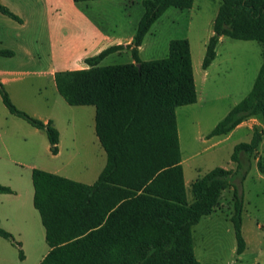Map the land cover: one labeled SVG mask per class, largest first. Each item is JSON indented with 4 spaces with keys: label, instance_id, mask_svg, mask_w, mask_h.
Masks as SVG:
<instances>
[{
    "label": "trees",
    "instance_id": "trees-1",
    "mask_svg": "<svg viewBox=\"0 0 264 264\" xmlns=\"http://www.w3.org/2000/svg\"><path fill=\"white\" fill-rule=\"evenodd\" d=\"M193 3L143 0L145 11L131 44L112 45L86 58L87 68L56 73L58 92L68 104L95 106L96 133L107 162L93 184L32 170L33 202L50 248L40 264H202L195 254L193 227L218 208L230 187L237 253L246 250L244 198L236 182L246 178L255 154L264 174V152L259 154L264 139V0H222L202 64L207 69L216 59L222 36L261 43L263 61L251 91L208 137L229 134L252 117L263 126H254L251 140L234 147L235 169L208 171L192 183L194 197L189 199L177 108L198 100L191 45L186 38L173 39L168 55L153 60H142L139 47L167 9L191 8ZM0 12L23 21L1 0ZM126 48L132 50L133 62L99 65L109 54ZM13 55L10 49H0V56ZM0 94L12 114L46 132L51 151L57 154L60 132L54 122L20 110L1 81ZM14 192L0 184V194ZM0 236L13 239L1 226Z\"/></svg>",
    "mask_w": 264,
    "mask_h": 264
},
{
    "label": "rangeland",
    "instance_id": "rangeland-1",
    "mask_svg": "<svg viewBox=\"0 0 264 264\" xmlns=\"http://www.w3.org/2000/svg\"><path fill=\"white\" fill-rule=\"evenodd\" d=\"M15 2V10L31 22L20 30L6 28L0 22V34L8 33L7 44L17 51L11 61L20 70L13 75L16 80L2 83L20 110L42 121L52 119L61 133V153L51 151L44 130L12 114L0 94V184L20 193L0 195L5 199L0 200V226L13 235V239L0 236V264H40L50 248L33 202L32 166L93 184L107 162L95 133V106L68 104L58 92L51 70L87 67L79 56L97 55L111 45L114 37L134 36L145 8L143 0ZM221 3L222 0H194L191 8L170 7L145 36L139 54L142 60L164 58L171 40L186 38L190 42L198 100L177 108L189 199L194 197L192 183L208 171L215 167L236 168L231 160L234 147L249 142L253 134L246 124L228 135L208 137L251 91L263 61L258 41L223 36L213 64L208 71L203 68ZM23 46L32 51L35 59L24 58ZM133 61L132 50H122L109 54L99 65ZM251 123L261 125L259 119ZM259 151H264V139ZM257 157L255 154L251 158L246 178L236 182L244 198L242 231L246 250L237 253L231 221L234 188L230 187L224 191L218 208L193 227L195 254L202 264H264V174L258 168Z\"/></svg>",
    "mask_w": 264,
    "mask_h": 264
},
{
    "label": "crops",
    "instance_id": "crops-1",
    "mask_svg": "<svg viewBox=\"0 0 264 264\" xmlns=\"http://www.w3.org/2000/svg\"><path fill=\"white\" fill-rule=\"evenodd\" d=\"M1 1H2L3 4H5L8 7H10V9L13 10L14 13H16L17 15H19L22 18V20H23L22 22H19V21H17V20H15V19H13V18H11V17H9V16H7V15H5V14L2 13L4 16H7V17H4V16L0 15V22H2L6 28H13V29L20 30L22 28L27 27L30 24L31 21L29 20V17H27L22 12H19V11L15 10V6H13V5H15V3H16L15 1L16 0H1ZM133 37H134L133 35H130V36H127V37H124V38H122V37L121 38L114 37L112 40L110 39L113 44L111 43V45L107 46L106 48H108V47H110L112 45H118V44L129 45V44L132 43ZM9 39H10V37H9L8 33L2 32V34H0V49H10V50L14 51V55L11 56V57L0 56V81L3 82V83H8L10 80H12V81L16 80V78L13 77V75L17 74L18 71H20L15 66V64L11 61L12 60L11 58H16L17 51L14 50L15 48H12V46H9L7 44ZM16 39H18V38H16ZM23 47H25V46H23ZM142 47H143V44L139 47V54H140V51H141ZM106 48H103L102 50H104ZM24 50H25V53H24L25 54L24 55V58L25 59H27L29 61H31L32 59H35V55L32 53V51L28 47H25ZM102 50H100V52ZM123 50H131V49L126 48V49H123ZM119 51H122V50H119ZM79 57H80V59H84V60L86 58H88L86 56L84 57L83 55L82 56H79ZM211 65L206 69V71H208V69L211 67ZM87 67H85V68H87ZM82 69H84V68H82ZM56 71L57 70H55V69L51 70V74L53 75V79H54L55 84H56L55 75L57 73ZM10 76H12V77H10ZM56 87H57V85H56ZM256 119L257 118L252 117V118H249V119L245 120L243 123H241L239 126H237L232 132H234L235 130H237V129L243 127V126H245L246 124H249L250 125V128L253 130L254 126H258V125H253V123H251V122H252V120H256ZM49 120H52V119L50 117L44 119L45 122H47ZM262 126H263V124L261 122L260 127H262ZM232 132H230V133H232ZM95 133H96V127H95ZM96 135H97V133H96ZM226 135H228V134H226ZM97 138H98V136H97ZM98 140H99V138H98ZM99 142H100V140H99ZM104 151H105V149H104ZM263 152H260L259 151V154H261ZM60 153H61V133H60V142H59V154ZM105 153H106V151H105ZM106 156H107V153H106ZM257 156H258V154H257ZM257 159H258V157H257ZM182 164H183V158H182ZM34 168H36V167L35 166H32V170ZM100 173H99V175H100ZM99 175H98V177H99ZM12 189L15 191L14 193H11V194H0V195H5V196L6 195H14L15 196L16 195V196H19V194H20L19 191L17 189H15V188H12ZM33 198H34V193H33ZM0 200L2 201V200H5V199H0ZM256 264H260V263H256Z\"/></svg>",
    "mask_w": 264,
    "mask_h": 264
}]
</instances>
